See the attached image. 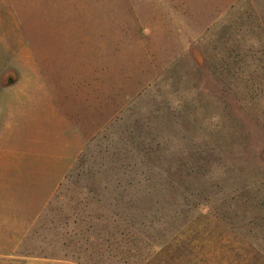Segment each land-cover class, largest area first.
I'll list each match as a JSON object with an SVG mask.
<instances>
[{
  "label": "rangeland",
  "instance_id": "rangeland-1",
  "mask_svg": "<svg viewBox=\"0 0 264 264\" xmlns=\"http://www.w3.org/2000/svg\"><path fill=\"white\" fill-rule=\"evenodd\" d=\"M0 150L48 257L264 264V0H0Z\"/></svg>",
  "mask_w": 264,
  "mask_h": 264
},
{
  "label": "crops",
  "instance_id": "crops-1",
  "mask_svg": "<svg viewBox=\"0 0 264 264\" xmlns=\"http://www.w3.org/2000/svg\"><path fill=\"white\" fill-rule=\"evenodd\" d=\"M12 166L0 159V264H75L42 252L47 237L40 226L48 196L25 190L30 171H15Z\"/></svg>",
  "mask_w": 264,
  "mask_h": 264
}]
</instances>
